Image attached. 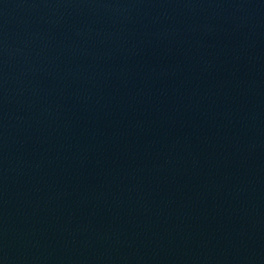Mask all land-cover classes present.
<instances>
[{
	"label": "water",
	"instance_id": "95a60500",
	"mask_svg": "<svg viewBox=\"0 0 264 264\" xmlns=\"http://www.w3.org/2000/svg\"><path fill=\"white\" fill-rule=\"evenodd\" d=\"M0 264H264V0H0Z\"/></svg>",
	"mask_w": 264,
	"mask_h": 264
}]
</instances>
